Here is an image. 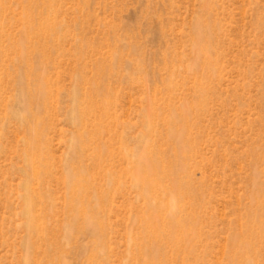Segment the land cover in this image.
Here are the masks:
<instances>
[{
    "label": "rangeland",
    "instance_id": "obj_1",
    "mask_svg": "<svg viewBox=\"0 0 264 264\" xmlns=\"http://www.w3.org/2000/svg\"><path fill=\"white\" fill-rule=\"evenodd\" d=\"M0 264H264V0H0Z\"/></svg>",
    "mask_w": 264,
    "mask_h": 264
},
{
    "label": "bare ground",
    "instance_id": "obj_2",
    "mask_svg": "<svg viewBox=\"0 0 264 264\" xmlns=\"http://www.w3.org/2000/svg\"><path fill=\"white\" fill-rule=\"evenodd\" d=\"M147 172V171H146ZM138 180V179H137ZM144 187L146 188L147 186H149V187H151V185H152V183H150L149 181H144ZM172 185H173V183H172ZM147 226V225H146ZM146 228H148V226L146 227ZM149 228L155 233V232H158V230H157V226L156 225H154V224H149Z\"/></svg>",
    "mask_w": 264,
    "mask_h": 264
}]
</instances>
